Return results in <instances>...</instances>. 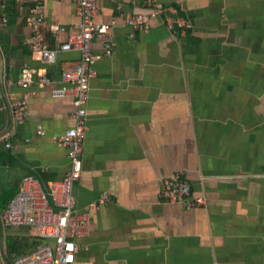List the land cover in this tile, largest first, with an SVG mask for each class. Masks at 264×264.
<instances>
[{
	"label": "crops",
	"instance_id": "1",
	"mask_svg": "<svg viewBox=\"0 0 264 264\" xmlns=\"http://www.w3.org/2000/svg\"><path fill=\"white\" fill-rule=\"evenodd\" d=\"M152 1L177 27L167 15L146 31L127 25L144 0H99L94 16L109 28L90 43L96 73L73 186L90 225L73 264H264V0ZM31 5L0 0V213L24 175L44 184L69 168L67 149L51 137L72 126V97H51L36 77L61 86L79 52L42 62L26 23ZM41 11L50 47L78 31L73 0H42ZM26 77L34 93L19 120L13 108ZM174 173L203 204L158 199L159 179ZM7 235L36 236L3 227L4 255Z\"/></svg>",
	"mask_w": 264,
	"mask_h": 264
},
{
	"label": "built area",
	"instance_id": "2",
	"mask_svg": "<svg viewBox=\"0 0 264 264\" xmlns=\"http://www.w3.org/2000/svg\"><path fill=\"white\" fill-rule=\"evenodd\" d=\"M76 13L80 18L78 31L71 33L67 39L57 47H50L43 40L41 28L46 27L43 17L42 0H33L26 16V23L32 30V49L38 53L44 63L55 62L58 51L77 50L79 60L73 68L60 72L61 86H54L53 79L46 75H37L39 86L48 89L51 97L70 95L74 110L71 113L72 126L60 135H53L51 139L68 151L69 168L60 179L46 183L33 174H26L20 179L18 191L8 200L6 207L0 213V236L5 228H34L35 235L50 242L38 244L33 249L21 253L9 260L2 253L0 247V264H73L77 247L76 239L88 233L90 214L76 208L73 186L80 177L81 153L85 133L88 129L87 102L89 80L95 75L92 67L94 55L90 43L95 37L104 36L109 28L108 24L94 20L99 8V0H73ZM165 8L152 0H144V8L126 17L125 23L134 30L146 31L151 19L165 17ZM169 28L172 27L168 21ZM60 28V27H57ZM110 44H107L106 54H110ZM30 77L19 80L25 88L21 100L14 104L13 116L22 119L27 104V98L34 91L29 89ZM43 135L44 131H36ZM191 186L180 173H174L159 179L158 199L170 203H184L186 207L199 206L204 203V197L190 198ZM106 194L97 199V203H104ZM89 205L88 209H92Z\"/></svg>",
	"mask_w": 264,
	"mask_h": 264
},
{
	"label": "trees",
	"instance_id": "3",
	"mask_svg": "<svg viewBox=\"0 0 264 264\" xmlns=\"http://www.w3.org/2000/svg\"><path fill=\"white\" fill-rule=\"evenodd\" d=\"M3 206H0V211ZM41 238L37 236H18V235H7V256L10 261L13 260L17 255L32 249L33 247L41 244Z\"/></svg>",
	"mask_w": 264,
	"mask_h": 264
},
{
	"label": "water",
	"instance_id": "4",
	"mask_svg": "<svg viewBox=\"0 0 264 264\" xmlns=\"http://www.w3.org/2000/svg\"><path fill=\"white\" fill-rule=\"evenodd\" d=\"M165 13H166L167 16H169L170 18L174 19V22L172 23V26L173 27H177V22L175 21L176 15L174 13H171L168 10H166Z\"/></svg>",
	"mask_w": 264,
	"mask_h": 264
},
{
	"label": "rangeland",
	"instance_id": "5",
	"mask_svg": "<svg viewBox=\"0 0 264 264\" xmlns=\"http://www.w3.org/2000/svg\"><path fill=\"white\" fill-rule=\"evenodd\" d=\"M30 230L32 231V232H35V229L34 228H30ZM10 233V232H9ZM46 241L45 240H41V243H45Z\"/></svg>",
	"mask_w": 264,
	"mask_h": 264
}]
</instances>
